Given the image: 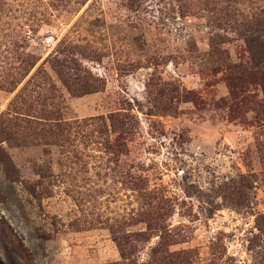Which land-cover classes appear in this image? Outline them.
I'll return each mask as SVG.
<instances>
[{"label": "rangeland", "instance_id": "rangeland-1", "mask_svg": "<svg viewBox=\"0 0 264 264\" xmlns=\"http://www.w3.org/2000/svg\"><path fill=\"white\" fill-rule=\"evenodd\" d=\"M0 221L19 264H264V0H0Z\"/></svg>", "mask_w": 264, "mask_h": 264}, {"label": "trees", "instance_id": "trees-1", "mask_svg": "<svg viewBox=\"0 0 264 264\" xmlns=\"http://www.w3.org/2000/svg\"><path fill=\"white\" fill-rule=\"evenodd\" d=\"M2 252L4 255L1 254ZM1 256H4L7 263L1 259ZM23 256V246L15 238L9 227L0 221V264H19V260H22Z\"/></svg>", "mask_w": 264, "mask_h": 264}]
</instances>
